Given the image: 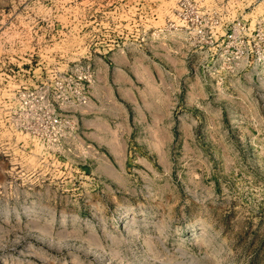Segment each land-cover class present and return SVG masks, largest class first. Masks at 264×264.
<instances>
[{"label":"rangeland","instance_id":"rangeland-1","mask_svg":"<svg viewBox=\"0 0 264 264\" xmlns=\"http://www.w3.org/2000/svg\"><path fill=\"white\" fill-rule=\"evenodd\" d=\"M177 4L0 0V264H264V61L188 46L164 29ZM117 52L168 72L124 165L77 110L71 141L18 126L22 86L86 63L95 82Z\"/></svg>","mask_w":264,"mask_h":264},{"label":"built area","instance_id":"built-area-1","mask_svg":"<svg viewBox=\"0 0 264 264\" xmlns=\"http://www.w3.org/2000/svg\"><path fill=\"white\" fill-rule=\"evenodd\" d=\"M223 2L217 5L214 0H178L174 20L164 29H171L188 46L198 48L213 45L223 37L225 43L243 48L242 57L234 59L263 62L264 0H225V5ZM93 77L86 63L68 74H54L49 86H22L17 94L18 126L37 124L38 130L43 127L53 140L71 141L77 137L75 111L87 104Z\"/></svg>","mask_w":264,"mask_h":264},{"label":"crops","instance_id":"crops-1","mask_svg":"<svg viewBox=\"0 0 264 264\" xmlns=\"http://www.w3.org/2000/svg\"><path fill=\"white\" fill-rule=\"evenodd\" d=\"M111 62H101L107 74H96L90 85V97L85 106L77 110L80 128L86 139L101 148L106 160L116 166L124 165L126 142L131 133L128 120L135 113L152 117L159 109L152 106L153 89L156 94V77L168 74L156 61L143 62L117 52ZM162 108L157 128L163 131ZM111 163V164H112Z\"/></svg>","mask_w":264,"mask_h":264}]
</instances>
